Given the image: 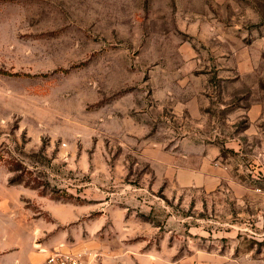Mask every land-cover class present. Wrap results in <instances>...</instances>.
<instances>
[{"label": "rangeland", "instance_id": "obj_1", "mask_svg": "<svg viewBox=\"0 0 264 264\" xmlns=\"http://www.w3.org/2000/svg\"><path fill=\"white\" fill-rule=\"evenodd\" d=\"M26 220L87 264H264V0H0V251Z\"/></svg>", "mask_w": 264, "mask_h": 264}, {"label": "crops", "instance_id": "obj_2", "mask_svg": "<svg viewBox=\"0 0 264 264\" xmlns=\"http://www.w3.org/2000/svg\"><path fill=\"white\" fill-rule=\"evenodd\" d=\"M48 229L44 220H26L25 231L27 233L26 251L21 250L20 241L12 247L0 251V264H45L47 253L36 248L35 242L40 239L41 246L49 248L47 239L43 236Z\"/></svg>", "mask_w": 264, "mask_h": 264}, {"label": "built area", "instance_id": "obj_3", "mask_svg": "<svg viewBox=\"0 0 264 264\" xmlns=\"http://www.w3.org/2000/svg\"><path fill=\"white\" fill-rule=\"evenodd\" d=\"M35 246L38 250L47 253L45 264H87L85 255L82 252L67 250L63 245L51 250L41 246V241L38 239Z\"/></svg>", "mask_w": 264, "mask_h": 264}, {"label": "trees", "instance_id": "obj_4", "mask_svg": "<svg viewBox=\"0 0 264 264\" xmlns=\"http://www.w3.org/2000/svg\"><path fill=\"white\" fill-rule=\"evenodd\" d=\"M13 170V169H12ZM24 175H20L19 176V179L17 180V179H15V180H11V183H22L23 181H25L24 180ZM26 184L27 185H31L30 183H29V181H26ZM32 187H34V188H39V187H41V184H35L34 186H32Z\"/></svg>", "mask_w": 264, "mask_h": 264}]
</instances>
